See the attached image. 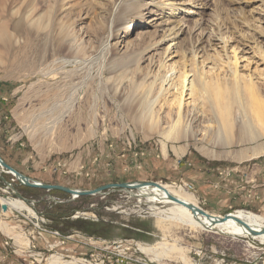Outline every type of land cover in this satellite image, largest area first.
Here are the masks:
<instances>
[{
    "label": "rangeland",
    "instance_id": "1",
    "mask_svg": "<svg viewBox=\"0 0 264 264\" xmlns=\"http://www.w3.org/2000/svg\"><path fill=\"white\" fill-rule=\"evenodd\" d=\"M1 2L0 155L8 164L39 182L82 190L187 181L210 213L264 214V154L243 156L264 136L253 142L241 136L237 105L233 142L223 146L206 135L187 150L183 142H169L164 152L163 137L145 132L137 119L148 107L147 85L138 82L151 81L171 43L174 51L180 42L184 58L197 36L195 19L203 16L214 38L240 36L252 53L259 37L264 40V0H6L4 8ZM51 10L50 31L30 22L36 11L44 23ZM179 24L176 40L162 38ZM159 39L164 42L154 44ZM55 89L60 95L41 108L39 99ZM155 107L165 125L168 110ZM215 113L205 102L191 106L185 119L202 138L213 131ZM54 191L1 172L0 221L7 230L0 226V264H264L261 240L166 222L168 205L146 196L124 189L79 197ZM16 192L38 217L4 207L2 198ZM144 246L170 256L153 261Z\"/></svg>",
    "mask_w": 264,
    "mask_h": 264
},
{
    "label": "bare ground",
    "instance_id": "2",
    "mask_svg": "<svg viewBox=\"0 0 264 264\" xmlns=\"http://www.w3.org/2000/svg\"><path fill=\"white\" fill-rule=\"evenodd\" d=\"M1 1L2 4L5 3V5L1 4L3 8L7 7L6 0ZM56 1L52 0V4ZM33 10L29 12V15L30 13L32 14ZM196 11L192 12L198 13ZM34 13L35 15L30 18V22L44 24V29L49 30L50 27L48 26L52 21L53 10L49 14V20H45L44 23L41 22L43 14H39L38 19H35L36 11ZM200 14L201 11H199V16ZM195 20L196 22L192 25V29H195V32L197 31V36L195 40L194 38L192 39L190 50L184 51V58H181L178 53L180 42L179 44L175 42L176 50L174 51L171 50V43L165 49L164 55L166 56L160 59L159 68L154 73L151 81L147 83L145 82L146 80L138 82V87L143 88L144 84L147 85L143 94L145 101L143 104H148L147 110H144L142 115L137 117L140 125L145 129V132L159 134L163 137L162 145L164 152L167 151L169 142H183L182 148L183 150H187L191 145H197L196 141L203 139L206 135L217 138V143L222 144V146L229 145L233 142L236 127L234 109L235 105H237L238 109L236 113L241 118V125L239 124L241 136L243 135L251 142L258 141L264 136V68L260 69L258 65V62H262L264 65V40L259 37V41L256 42V50L251 53L249 51L252 48L247 43L242 42L240 36H224L219 33L218 37L214 38L209 33V30H207L203 16ZM177 25L174 27H178L175 31L173 30L172 32L171 30V34H163L162 38L170 39V42L176 40V35L180 34L179 32L182 30V26L180 24V26ZM46 33L50 35L49 32ZM261 36H264V34ZM161 39L154 42V44L158 41H163ZM254 65L256 66L253 69ZM155 88L157 90L155 95L150 96ZM60 93V90L55 89L54 93L51 92V94L43 96L42 99L40 98L41 100L39 99L38 102L41 108L47 107L48 102L54 97L56 99ZM205 102H210L213 111L217 113H215L216 119L211 124L213 131L204 133L203 137L199 138L197 132L191 128L185 118L188 112L191 111V106L195 109ZM157 104L166 107L168 110V120L165 125L161 122L160 113L156 110L155 106ZM199 149L203 153L209 154V148L201 147ZM211 151L214 152V150ZM263 154L264 142L255 145L251 151L243 156L255 158ZM2 171L14 175L12 170L0 163V174ZM158 184L160 185L147 184L139 188L124 190L129 191L132 195L146 196L150 202L167 204L168 208L163 210V214H165L164 218L161 217L166 222L180 225L192 231L215 230L223 234L251 236L264 242V233H262L264 214H258L245 209L230 212V216H236L245 220L252 228L260 232V234L252 235L249 228L238 222L235 218L229 217L228 220L220 222L216 218H222V215L205 210L215 218L213 221L210 217L200 212L195 214L192 209L172 200L169 196L170 194L201 208L196 195L188 191L183 185L160 182ZM15 194L18 197L5 196L2 198L4 207L6 209L9 208L11 211H19L30 216L32 219L38 217L33 207L27 203L22 195H19L17 192ZM0 226L3 230H7L6 223L0 221ZM172 249H176V247ZM143 251L152 256L151 260L153 261H161L164 257L170 256L164 250L160 251L157 247L153 246H144ZM182 258L186 260L185 256H182Z\"/></svg>",
    "mask_w": 264,
    "mask_h": 264
},
{
    "label": "water",
    "instance_id": "3",
    "mask_svg": "<svg viewBox=\"0 0 264 264\" xmlns=\"http://www.w3.org/2000/svg\"><path fill=\"white\" fill-rule=\"evenodd\" d=\"M0 163L3 166H5L6 168L12 170L14 172L15 177H17V180L25 186L33 187V188H44L47 190H61V191H64V192H67V193L73 195L74 197L103 194V193H106L108 191H112V190H116V189H128V188L135 189V188H139L141 186L147 185V184L160 185L156 181L120 182V183H108V184L101 185V186L94 188V189H83L82 190V189H76V188L67 187V186L58 185V184H50V183L36 181L33 178H30L29 176L21 173L19 170H17L16 168L11 166L10 164H8L2 158L1 155H0ZM169 196L172 200L176 201L177 203H180V204L185 205L188 208L192 209L195 214L200 212L201 214H204V215L210 217V219H213V221L215 220V218L211 214H209L208 212H206L202 208H199L198 206L189 204V203H187V202H185V201H183V200H181V199H179V198H177L171 194ZM230 215H231V213H227L222 218L217 217L216 219L219 220L220 222H223V221L228 220L229 217L235 218L238 222L242 223L244 226L249 228L252 235L260 234V232H258V230L252 228L245 220L238 218L236 216H230ZM262 233H264V228L262 229Z\"/></svg>",
    "mask_w": 264,
    "mask_h": 264
},
{
    "label": "built area",
    "instance_id": "4",
    "mask_svg": "<svg viewBox=\"0 0 264 264\" xmlns=\"http://www.w3.org/2000/svg\"><path fill=\"white\" fill-rule=\"evenodd\" d=\"M229 170H230V169H229ZM234 170H235V171H238V170H236V169H234ZM230 171H231V170H230ZM230 171H228V172H221V174L223 175V177L228 178V176L231 174ZM224 173H225V174H224ZM181 185H183L188 191H190V192H192V193L196 192V188H195V186H194L192 183H190V182L183 181Z\"/></svg>",
    "mask_w": 264,
    "mask_h": 264
},
{
    "label": "trees",
    "instance_id": "5",
    "mask_svg": "<svg viewBox=\"0 0 264 264\" xmlns=\"http://www.w3.org/2000/svg\"><path fill=\"white\" fill-rule=\"evenodd\" d=\"M11 85H15V84H9V86H11ZM4 158V157H3ZM5 159V158H4ZM6 160V159H5ZM54 192H56V193H60V191L58 190V191H54ZM70 213H68L67 215H69ZM61 216V215H60Z\"/></svg>",
    "mask_w": 264,
    "mask_h": 264
}]
</instances>
